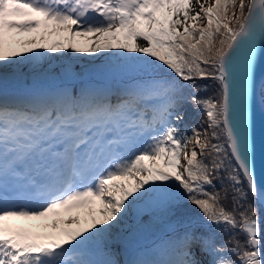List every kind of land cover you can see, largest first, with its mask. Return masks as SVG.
<instances>
[{
  "label": "snow or ice",
  "instance_id": "snow-or-ice-1",
  "mask_svg": "<svg viewBox=\"0 0 264 264\" xmlns=\"http://www.w3.org/2000/svg\"><path fill=\"white\" fill-rule=\"evenodd\" d=\"M97 53L103 64L89 67ZM53 60L68 61L66 79L104 82L0 91V264H264L260 209L248 202L264 206L255 174L264 0H0V82L25 68L38 79ZM197 80H211L215 95H195L208 87ZM184 103L207 127L177 126ZM183 201L228 239L189 222L133 252L125 221L175 214ZM60 209H87V219L13 223Z\"/></svg>",
  "mask_w": 264,
  "mask_h": 264
},
{
  "label": "trees",
  "instance_id": "trees-1",
  "mask_svg": "<svg viewBox=\"0 0 264 264\" xmlns=\"http://www.w3.org/2000/svg\"><path fill=\"white\" fill-rule=\"evenodd\" d=\"M55 39H59V38L55 37ZM48 40L49 42H51V39L48 38ZM101 64H103V60L101 61ZM52 68L53 70H55V72L60 70L59 65L57 64L53 65ZM27 70L29 73V69ZM94 77H98V76H94ZM181 83L183 84L184 82L181 81ZM196 84L198 87L203 86V85L208 86L206 91L201 90V91L195 92V95H197L198 97L207 98L209 96L215 95L216 85L211 80H197ZM192 94H193L192 89L190 88L184 89V95L186 97ZM179 111L184 113L183 122L177 125L181 129L190 130L191 128L195 127V128L203 130V128L207 127L206 122H205L204 113L202 111L197 110L191 103H184L182 107L179 109ZM188 134L192 135L191 131H189ZM214 184L216 185L217 190L222 189V185L220 181L218 180L214 181ZM224 186H227L226 181H225ZM211 190L212 189H209V191ZM245 190L247 189L245 188ZM248 202L257 204V207L260 209L261 227L264 228L263 208L256 201L252 200L251 196H249ZM226 206L229 208L231 207L230 201L228 202ZM202 221H203V217L201 216L199 210L196 209L195 206L189 205L186 201H183L180 208L177 210L175 214L164 215L161 213H155L153 215H149L147 211L142 213L139 225L135 221L132 223V228L133 230H136L141 234L142 239L144 241H147L149 239H153L157 235V232L161 231L160 227H162V225L163 226L166 225V227L168 226L170 230L173 228H177L184 223L192 222L196 226L198 231L205 232V233L212 232L216 234L217 243H222L223 241L228 239V236L224 234L223 232L219 231L218 229H216L215 226L204 224ZM184 228H179V229L177 228L175 231L170 232V233L167 230L165 232H162V231L159 232V233H163V236L161 237L160 242L161 241L166 242V241L174 239L182 231H184ZM140 231H145V232L141 233ZM239 238L243 239L242 236ZM233 259H235V257H233Z\"/></svg>",
  "mask_w": 264,
  "mask_h": 264
},
{
  "label": "rangeland",
  "instance_id": "rangeland-1",
  "mask_svg": "<svg viewBox=\"0 0 264 264\" xmlns=\"http://www.w3.org/2000/svg\"><path fill=\"white\" fill-rule=\"evenodd\" d=\"M49 32H51V30H49ZM55 37H57V36H55L54 34H50L48 36V38L51 39V41L54 40ZM23 38L24 37H18V39H23ZM58 38H60V37H58ZM89 39H95V37L94 36L93 37H79V36L76 37V40L78 42H81V43H83V42H85V41H87ZM53 55H57L58 56L59 53H56V54H53ZM79 55L81 57H83L84 60H87L88 57H89L88 53H81ZM92 55H93V62L89 64V67H99V66H101L102 65L101 61L102 60L99 58L100 54L97 53V54H92ZM106 56H107V54H105V57ZM64 63H68V61L67 60H60V61L53 60V61H51V63L45 65L46 68H49L51 70L50 74H48V73L41 74V76L38 79L33 77L32 75H30L29 81H31V84L35 83V84H37L39 86H44V88L49 87V86L56 87L57 84H60L62 82L64 83L66 78L64 77L61 69L59 71L55 72V70H53V68H52L53 65H56V64L60 65V64H64ZM80 67H81V65H77V72H79ZM24 72H25V74L28 73L27 68L24 69ZM24 77H26V76H24ZM24 77L19 78L18 80L23 81ZM91 77H92V75H86V74L77 75L75 77V83H77L78 85L83 84V80L82 79H87V80H89L88 82L91 83L93 81ZM99 78L100 79H97L98 81L103 79L101 77H99ZM53 79H55V80L53 81ZM0 83H1V85H6V81L0 82ZM27 90H30V89L26 88L24 91H27ZM23 94H25V92ZM261 207L264 210V207L263 206H261ZM77 216L80 218L81 223H83L87 219V209H73L71 211H65V210L62 209V211L60 212V215H58V216L52 215V216H49V217H47V218H45L43 220H40V221L18 220V221H13V223L15 225L19 226V227L31 228V227H33L36 224H39V225H42V226L43 225H49L50 226L53 221H57V222H59L61 224L62 227H67L70 224H72L73 226H76V225L73 224V221L70 218L71 217H77ZM132 219L133 218H129L128 220L125 221V224L122 225V227L125 228L129 232V234H130V232H132L131 227H130V222H131ZM160 229H161L162 232H165L166 230L169 231V227L168 226L166 227V225H164V226L162 225V227H160ZM48 230H52V229L49 228ZM133 231H136V230H133ZM145 231H140V232L143 233ZM161 231H159V232H161ZM159 232H157V235L153 239H149V240H147L145 242H150L152 240H155V238H158L161 234H163V233H159ZM137 238H138L137 234H134L132 236V240L133 239L135 240Z\"/></svg>",
  "mask_w": 264,
  "mask_h": 264
},
{
  "label": "water",
  "instance_id": "water-1",
  "mask_svg": "<svg viewBox=\"0 0 264 264\" xmlns=\"http://www.w3.org/2000/svg\"><path fill=\"white\" fill-rule=\"evenodd\" d=\"M257 93L255 174L257 185L264 192V110L261 108L259 87Z\"/></svg>",
  "mask_w": 264,
  "mask_h": 264
},
{
  "label": "bare ground",
  "instance_id": "bare-ground-1",
  "mask_svg": "<svg viewBox=\"0 0 264 264\" xmlns=\"http://www.w3.org/2000/svg\"><path fill=\"white\" fill-rule=\"evenodd\" d=\"M4 81H6V85H1V83H0V91H3V92L8 93V94H19V93L21 94L22 92L20 91V89L26 88V87L20 85L21 80L13 79L12 77H9V78H7ZM65 81L67 82L66 85L69 84V83L70 84H69V86H63V87L78 88V86L74 82L75 78L71 79V80L65 79ZM43 89H53V87H46V88H43ZM137 236L140 237L139 235H137ZM137 239H139V238H137ZM138 246H140V245H138ZM138 246L132 244V251L133 252H144V250L147 251V248L142 249V248H140ZM149 250H151V249L149 248Z\"/></svg>",
  "mask_w": 264,
  "mask_h": 264
}]
</instances>
